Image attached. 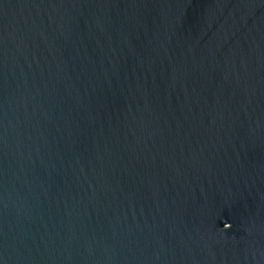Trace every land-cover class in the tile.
<instances>
[{
    "label": "water",
    "instance_id": "obj_1",
    "mask_svg": "<svg viewBox=\"0 0 264 264\" xmlns=\"http://www.w3.org/2000/svg\"><path fill=\"white\" fill-rule=\"evenodd\" d=\"M0 264H264V0H0Z\"/></svg>",
    "mask_w": 264,
    "mask_h": 264
}]
</instances>
